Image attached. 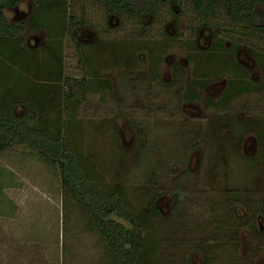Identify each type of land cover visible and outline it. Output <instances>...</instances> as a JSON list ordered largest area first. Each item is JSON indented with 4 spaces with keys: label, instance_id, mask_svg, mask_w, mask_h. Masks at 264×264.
Instances as JSON below:
<instances>
[{
    "label": "rangeland",
    "instance_id": "374dc122",
    "mask_svg": "<svg viewBox=\"0 0 264 264\" xmlns=\"http://www.w3.org/2000/svg\"><path fill=\"white\" fill-rule=\"evenodd\" d=\"M40 1L45 9L56 0ZM57 1L50 20L65 8L67 30L71 16L85 22L77 27L80 47L67 30H32L31 18L41 23L39 4L23 0L5 14L12 25L25 23L19 38L31 68L23 78L15 66L0 75L3 92L37 84L51 89L54 102L45 114L30 112L37 102L24 92L11 106L0 99V108L37 126L61 116L62 135L91 168L94 186L116 191L143 226L136 264H204L194 247L216 237L214 264H264V219H251L264 213V32L224 11L206 21L186 1L162 4L147 26L93 0ZM49 66L60 69V82L48 81ZM235 74L251 91L222 105ZM190 86L197 100L185 99ZM237 195L242 204L228 222ZM232 232L236 245L225 242ZM175 239L185 245L161 244ZM0 264H110L106 242L87 209L65 193L58 166L30 147L0 156Z\"/></svg>",
    "mask_w": 264,
    "mask_h": 264
},
{
    "label": "trees",
    "instance_id": "16d2710c",
    "mask_svg": "<svg viewBox=\"0 0 264 264\" xmlns=\"http://www.w3.org/2000/svg\"><path fill=\"white\" fill-rule=\"evenodd\" d=\"M39 7L37 8L36 17L41 19V23L31 18L33 25L32 30L37 31L40 27L48 26V30L54 34L63 35L67 30V24H64L63 11L60 18L52 17L50 20L49 14L54 13L60 1H53L48 3L47 8L43 9L42 1L35 0ZM96 3H100L110 14L117 15H131L137 17L139 23L142 26H147L148 20H152L156 14L157 9L165 3H169L172 6L178 5L182 1L189 2L193 10L204 20L208 21L214 17L220 11H224L225 14L233 23L244 24L252 31L264 32V0H93ZM23 2V0H4L0 3V75L11 72V67H18V71L15 72V76L23 78L24 74L30 70L32 61L30 57L23 53L21 48V39L19 35L25 31V23L20 22L19 24L12 25L8 22L5 12L10 8L17 7ZM66 6V2H63ZM45 6V7H46ZM54 25L50 26V23ZM147 22V24H146ZM85 22H77L75 17L71 16L69 20L67 32L80 47V43L77 39V27ZM6 47L7 50H4ZM222 47V45H220ZM4 48V49H3ZM57 52L54 51V54ZM258 56V54H255ZM32 57V56H31ZM259 57V56H258ZM257 57L258 64L260 67L263 66V62ZM11 64V65H9ZM223 64L228 66L227 62ZM5 67V69H4ZM54 67V66H52ZM51 66L47 70L48 81H61L62 72L53 69ZM235 67L241 69L240 65L235 64ZM264 67V66H263ZM234 81L229 84V90L227 91L222 105L226 104V101L234 97L237 93H249L251 90L247 83L241 80L237 74ZM3 77V76H2ZM1 77V78H2ZM0 78V99L7 100V106L15 104L14 98L20 97L26 92L29 96V103H36L37 107H30V112L36 111L37 113L45 114L49 109L52 94L49 87L38 86L37 84L28 86L18 87L15 90H9L3 92V82ZM36 78L38 76L36 75ZM72 80L69 78L65 80V84L69 85ZM81 83L85 85L86 81L82 80ZM102 87H109V83L106 81L100 82ZM198 84V83H197ZM100 87V85H99ZM2 88V90H1ZM40 88V89H39ZM39 89V90H38ZM103 89V88H102ZM38 90V91H37ZM37 93H34V92ZM231 91V94L230 93ZM15 93V94H14ZM25 93V94H26ZM234 95V96H233ZM186 100H197L198 94L196 90L189 87V91L185 96ZM58 104L56 105V109ZM55 109V108H54ZM0 156L6 149L13 147H30L34 151H37L41 157L45 160L50 161L58 166L62 178V185L65 193H69L76 202L82 204L88 211L91 219L94 220L96 227L99 229L104 241L106 242V249L109 254L110 264H136L140 256V252L143 247L144 238L142 237V228L140 224H136L131 215L125 209L123 202L118 198V194L115 192H101L99 191L92 182L91 168L85 167V165L78 160L76 151L70 144V138L62 135L64 126L61 124V116L58 115L55 121L47 119L41 126L31 125L26 120H14L9 118L8 112L0 108ZM56 112V111H55ZM55 125L50 127V124ZM65 127V126H64ZM199 138H194L191 147L198 145ZM262 164L264 165V154L261 156ZM188 175H192L188 172ZM153 175L152 179H155ZM118 189V188H117ZM118 191V190H117ZM170 192L172 190H169ZM164 193V192H163ZM166 193V192H165ZM181 190L173 191L176 200H180L182 197ZM240 196L237 195L235 198H231L228 202L230 209L228 222L233 221L235 208L241 203ZM242 204V203H241ZM178 208V207H177ZM259 211V210H258ZM174 212H177L176 209ZM218 217V215H216ZM264 219V213L253 212L252 218L254 221L257 217ZM255 217V218H254ZM115 218L124 219L125 221L133 224V229L126 230L125 227ZM235 226H233L234 229ZM254 228V227H253ZM239 229L237 226L236 231ZM255 229V228H254ZM225 242H231L238 244L236 241L235 233H226ZM235 235V236H234ZM257 235H260L259 231ZM215 236H217L215 234ZM219 238V237H218ZM261 238V237H260ZM217 237L215 239L203 240L202 242L195 245L194 250L199 252L204 258V264H214V252L217 249L216 246ZM222 243L224 239L222 238ZM155 243V242H154ZM161 244L168 245L180 249L185 243L177 239L164 241Z\"/></svg>",
    "mask_w": 264,
    "mask_h": 264
}]
</instances>
